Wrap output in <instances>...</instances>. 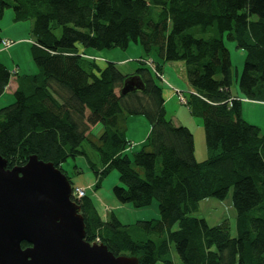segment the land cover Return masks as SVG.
I'll list each match as a JSON object with an SVG mask.
<instances>
[{
	"label": "trees",
	"instance_id": "trees-1",
	"mask_svg": "<svg viewBox=\"0 0 264 264\" xmlns=\"http://www.w3.org/2000/svg\"><path fill=\"white\" fill-rule=\"evenodd\" d=\"M7 8L16 22L32 21L39 70L20 76L0 62V96L12 78L18 84L15 102L0 108V154L8 168L37 156L75 189L63 164L87 157L88 143L101 163L89 161L96 188L117 171L113 194L119 203L141 209L157 201L160 219L134 225L114 213L103 219L85 195L77 203L87 242L140 264H173L171 245L181 264H264V135L242 117L244 99L233 96L235 72L225 45L232 41L246 54L239 83L245 99L264 102V0H0V17ZM131 44L144 51L133 74L112 62L101 66L80 50ZM152 53L160 74L166 63L185 65L192 88L186 106L203 120L208 157L202 162L192 131L167 117L163 87L147 64ZM131 76L142 79L144 90L123 95ZM132 116L146 117L151 130L130 154ZM99 124L103 133L96 138L92 129ZM231 190L236 237L227 221L211 227L192 217L203 200H225Z\"/></svg>",
	"mask_w": 264,
	"mask_h": 264
},
{
	"label": "rangeland",
	"instance_id": "rangeland-1",
	"mask_svg": "<svg viewBox=\"0 0 264 264\" xmlns=\"http://www.w3.org/2000/svg\"><path fill=\"white\" fill-rule=\"evenodd\" d=\"M154 19L158 20V13L154 12ZM257 20V17H253ZM32 21H15V14L12 8H7L3 11L0 17V37L3 36L5 41H10V47L5 48L0 43V62L4 64L9 71L18 72L20 76L34 75L38 73V67L33 60L31 48L33 45L32 39ZM15 37V39H13ZM3 39V38H2ZM225 45L231 54L232 66L234 68V77L231 90H240L239 83L243 73L244 61L246 54L243 50L238 49L236 44L225 39ZM86 50V49H85ZM89 53H93V59H96L101 66H105L108 62L115 63L123 74H133L141 67L138 60L144 55V51L139 44H131L127 49H104L95 50L87 49ZM149 60H157V55L152 54ZM168 66V67H167ZM164 71L163 78L160 84L163 87L165 96V109L167 117L171 120H179L182 125H186L195 135L196 158L199 162L207 159V147L205 133L203 129V120L200 117L193 116L189 108L182 104L176 92V89L184 91V95L188 96L190 87L187 85L186 73L183 74L181 68L170 67L167 65ZM172 73L175 75V80L171 78ZM177 82V84H176ZM184 85L183 86H181ZM176 88V89H172ZM168 94H170L168 96ZM172 94V96H171ZM15 102V96L10 89L7 93L0 96V108L6 107ZM255 113L258 115V121L261 127H264V107L256 106ZM128 129L126 132L127 138L136 137L151 130L150 124L144 116L129 117ZM133 120V121H132ZM264 131V128H263ZM263 131L261 130L262 134ZM103 133L102 125L93 127L92 134L98 138ZM132 143V142H131ZM141 145L132 143L129 153L140 150ZM84 149L87 152L86 156H79L76 160L69 159L63 164V169L72 181L75 188L85 190L86 196L91 198L96 205V208L103 219H108L110 214L114 213L116 217L124 225H134L139 221H149L160 219L159 205L157 201L146 207L137 209L131 204H121L113 194V189L119 185V173L113 171L102 182L100 188H96L97 176L92 171L89 161L101 166L97 151H95L88 143L84 144ZM232 190L225 200L216 198H208L200 203L199 210L192 214V217L205 219L209 226H217L227 221L230 226L231 235L237 236L236 218L237 213L232 203ZM155 241H159L156 235L151 237ZM171 260L173 264H181L180 257L174 247L171 245Z\"/></svg>",
	"mask_w": 264,
	"mask_h": 264
},
{
	"label": "water",
	"instance_id": "water-1",
	"mask_svg": "<svg viewBox=\"0 0 264 264\" xmlns=\"http://www.w3.org/2000/svg\"><path fill=\"white\" fill-rule=\"evenodd\" d=\"M139 90H144L142 79L131 76L122 94ZM72 191L53 163L31 156L10 169L0 154V264H140L136 257L115 256L105 245L85 240Z\"/></svg>",
	"mask_w": 264,
	"mask_h": 264
},
{
	"label": "crops",
	"instance_id": "crops-1",
	"mask_svg": "<svg viewBox=\"0 0 264 264\" xmlns=\"http://www.w3.org/2000/svg\"><path fill=\"white\" fill-rule=\"evenodd\" d=\"M3 36H6V37H8L7 35H3ZM0 37L1 38V40H2V38H3V40H4V38H6V37ZM13 39H15V37L13 38ZM80 50H81V52H83L84 54H85V56H87L88 58H92V57H96V56H94V54L93 53H89V52H87L88 50H85V49H83V48H80ZM139 58H141V56L139 57ZM167 65H169L170 67H177V68H181V70L183 71V74L184 73H186V69H185V65H184V63H180V62H177V63H166V64H164V66H163V74H164V71H166V69L165 68H167L168 66ZM167 66V67H166ZM187 76V75H186ZM171 78L173 79V80H175L176 78H175V75L172 73V75H171ZM187 82V85H188V87H190V88H188V89H190L191 91H192V88H191V86H190V84H189V82H188V80H186ZM176 84H177V82H176ZM181 86H183L184 87V85H182L181 84ZM17 88H18V84H17V81H16V78H12V80H11V82H10V84H9V87L7 88V90L5 91V93H7L10 89L13 91V93H15L16 92V90H17ZM172 89H176V88H173L172 87ZM176 90H178V91H180V92H184V91H181V90H179V89H176ZM190 91V92H191ZM233 93V92H232ZM170 94H168V96H169ZM171 96H172V94H171ZM233 96H235V97H239V98H242V99H244V101H242V117H243V119H245L247 122H249V123H251V124H253V125H256V126H258L262 131H263V128L264 127H261V125H260V123H259V121H258V115L255 113V111H256V109H255V107L256 106H261V107H264V102H254V101H250V100H245V97L243 96V94L241 93V91L240 90H235V93H233ZM129 119H128V121H127V129H128V124H129ZM133 121V120H132ZM173 122L177 125V126H185V127H188V126H186V125H182V123L179 121V120H177V121H175V120H173ZM189 128V127H188ZM149 133H150V131H148L147 129H145V132L143 131V133L142 134H140V135H138V136H136V137H131L130 138V140H129V138H128V140L130 141V142H135V144H140V145H143L144 143H145V141H146V139H147V137H148V135H149ZM262 133V132H261ZM194 135V134H193ZM263 135H264V131H263ZM194 139H195V135H194ZM195 147H196V144H195ZM208 152V151H207ZM195 153H196V155H197V152H196V148H195ZM207 156H208V154H207Z\"/></svg>",
	"mask_w": 264,
	"mask_h": 264
},
{
	"label": "built area",
	"instance_id": "built-area-1",
	"mask_svg": "<svg viewBox=\"0 0 264 264\" xmlns=\"http://www.w3.org/2000/svg\"><path fill=\"white\" fill-rule=\"evenodd\" d=\"M11 44H12V42H10V41H8V40L3 42V45H4L5 48L10 47ZM90 59H93V58H90ZM147 64H148V66L151 68V70L155 73V75L158 77V79H159V80H162L163 75L160 74V73H158V72L156 71V69H155V67H154V64H153L152 60H149V61L147 62ZM176 92H177V94H178V96H179V98H180L181 103L184 104V105H186V102H187V101H186V96L184 95V93H182V92H180V91H178V90H176ZM245 100H246V99H245ZM242 101H244V100H242ZM247 101H248V100H247ZM85 195H86V193H85V190H83V189L75 188V189H73V191H72V198H73V200H75V201H79L81 198L85 197Z\"/></svg>",
	"mask_w": 264,
	"mask_h": 264
},
{
	"label": "bare ground",
	"instance_id": "bare-ground-1",
	"mask_svg": "<svg viewBox=\"0 0 264 264\" xmlns=\"http://www.w3.org/2000/svg\"><path fill=\"white\" fill-rule=\"evenodd\" d=\"M152 54H154V53H152Z\"/></svg>",
	"mask_w": 264,
	"mask_h": 264
}]
</instances>
